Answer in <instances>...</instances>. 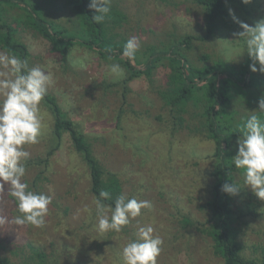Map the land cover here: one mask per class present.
I'll use <instances>...</instances> for the list:
<instances>
[{
    "label": "rangeland",
    "instance_id": "rangeland-1",
    "mask_svg": "<svg viewBox=\"0 0 264 264\" xmlns=\"http://www.w3.org/2000/svg\"><path fill=\"white\" fill-rule=\"evenodd\" d=\"M34 1L44 10L46 21L72 27L74 15L64 0ZM111 5L125 19L111 26L109 35L115 42L139 37L138 54L142 59L147 57L148 47L162 49L185 35L204 34L201 8L186 0H111ZM227 14L229 25L219 27L208 41L194 40L193 48L185 51L195 65L211 64L219 57L237 66L248 56L246 51L241 54L244 38L235 34L243 31L241 23L254 27L264 18V0L230 4ZM21 15L19 9L8 8L4 20L17 28L18 39L29 52V67L39 66L51 75L48 92L67 118L90 138L95 156L115 173L123 194L149 200L152 208L142 210L144 214L120 232H100L87 167L67 135L45 167L28 164L44 157L49 145L53 118L41 101L44 126L39 143L24 146L30 157L24 162L28 166L23 180L30 187L40 170L46 180L39 192L50 195L52 204L42 228L12 223L0 226V257L18 261L21 255L12 252L18 253L22 247L27 252L26 244L30 243L41 247L50 261H56L54 264H124L122 248L135 239L139 222L141 226H153L155 235L164 241L157 264H223L222 258L213 254L210 239L198 230L208 219L204 205L211 196L215 145L186 130L174 131L169 110L156 93L166 87L170 73L167 61L150 76L143 74L123 85L120 82L125 71L123 76H116L109 70V65L117 62L102 59L79 45L71 47L67 61H63L53 43L18 21ZM206 54L209 60H201ZM256 73L264 78V74ZM262 97L256 92L243 94V100L254 102L256 107ZM238 100L240 103L241 97ZM252 107H241V115L253 114L256 110ZM232 148L235 157L237 141ZM236 182L241 187L234 197L243 255L264 260V200L244 184L243 173L238 170ZM0 214L9 220L18 215L7 185L0 192Z\"/></svg>",
    "mask_w": 264,
    "mask_h": 264
},
{
    "label": "trees",
    "instance_id": "trees-1",
    "mask_svg": "<svg viewBox=\"0 0 264 264\" xmlns=\"http://www.w3.org/2000/svg\"><path fill=\"white\" fill-rule=\"evenodd\" d=\"M66 6L74 15L72 27L67 29L53 21H46L44 10L34 0H0V49L21 59L30 57L25 44L17 36V28L4 20L6 10L19 9L22 15L18 21L25 28L43 36L53 43L54 48L61 54L62 60L67 61V53L74 45L86 47L95 51L102 59L114 60L125 71V78L120 82L128 84L135 78L145 74L150 76L152 70L164 60L170 69L166 87L156 93L160 96L169 110L173 121L174 131L186 130L189 134L203 136L215 145V158L211 176V196L204 205L208 219L200 224L198 230L211 241L212 252L222 258L223 264H264V260L243 255L244 245L240 240L237 222L238 203L234 195L222 191L225 183L236 182L234 152L232 144L241 135L239 126L252 115H241L240 108L254 107L253 114L264 121V113L258 112L259 107L254 102H245L243 94H262L264 97V78L250 70L252 60L249 56L241 63L229 65L222 58H217L211 64L195 65L185 51L193 48V41H208L221 26L229 25L228 6L230 4L244 5L243 0H186L201 8L204 17V34L202 36L185 35L172 41L162 49L152 46L147 48V57L140 58L136 54L134 62L122 56L125 42H115L110 36L111 26L119 25L125 16L115 6L105 20L96 24L91 20L95 14L88 7L89 0H64ZM201 60H209L203 55ZM258 66V64H257ZM111 86L109 84L107 87ZM241 102L239 103V98ZM53 118L49 145L44 157L29 160L28 164L45 167L51 156L59 149L60 143L67 135L74 151L82 158L87 167L90 191L96 198L101 190L108 191L111 199L104 200L106 205L114 204L115 199L123 194L121 184L115 173L107 170L97 159L92 149L90 138L62 111L56 98L48 92L42 100ZM244 103L243 105H241ZM252 107V108H253ZM241 115V116H240ZM240 116L239 122L236 117ZM27 164V166H28ZM25 165V167H27ZM42 172L33 178L29 189L40 191L42 182L46 180ZM191 222V220H185ZM115 232V231H114ZM13 255H21L18 261L9 257H0V264H54L41 247L26 244Z\"/></svg>",
    "mask_w": 264,
    "mask_h": 264
},
{
    "label": "clouds",
    "instance_id": "clouds-1",
    "mask_svg": "<svg viewBox=\"0 0 264 264\" xmlns=\"http://www.w3.org/2000/svg\"><path fill=\"white\" fill-rule=\"evenodd\" d=\"M250 0H243L247 4ZM88 7L94 10L91 20L100 24L111 12V0H89ZM235 20V16H233ZM243 31L235 35L244 38L241 54L245 51L252 60L250 70L264 74V18L254 27L241 23ZM141 48L139 37L132 36L123 46L122 56L134 62ZM240 54V55H241ZM257 64L259 68H257ZM113 75L123 76L119 63L109 65ZM51 75L39 66L29 67L27 59H21L8 52H0V192L7 185L8 195L13 199L18 215L11 220L0 214V226L12 223L17 226L31 225L42 228L45 225L52 204V197L46 193L30 190L24 182L25 163L30 152L25 145L39 143L42 134L43 117L40 104L48 94ZM258 112L264 113V97L259 100ZM241 135L237 139V155L233 158L235 168L243 170L244 184L264 200V121L252 114L239 126ZM241 187L225 183L222 191L235 195ZM111 199L108 191L101 190L94 199L97 228L100 232L122 231L132 219L141 217L142 210L151 209L149 200L119 195L114 204L106 205ZM87 211V207H85ZM110 213V214H109ZM164 241L155 235L151 225L136 228L135 239H130L122 248L124 264H157L163 251Z\"/></svg>",
    "mask_w": 264,
    "mask_h": 264
}]
</instances>
